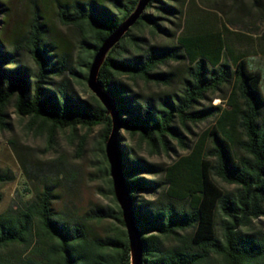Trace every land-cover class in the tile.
I'll return each mask as SVG.
<instances>
[{
  "label": "trees",
  "instance_id": "1",
  "mask_svg": "<svg viewBox=\"0 0 264 264\" xmlns=\"http://www.w3.org/2000/svg\"><path fill=\"white\" fill-rule=\"evenodd\" d=\"M257 1V0H254ZM138 0H65L58 2L63 24L83 29L76 66L72 53L50 38L41 15L34 11L24 34V46L34 61L20 62L19 41L0 36V125H6V108L47 127L53 143L57 130L77 127L91 130L102 125V143L111 131V116L95 96L81 98L72 79L87 81L94 54L103 40L135 9ZM159 3V5L156 4ZM0 0V20L7 10ZM180 8L149 0L138 20L108 51L98 72V82L114 99L122 129L137 134L154 151L167 149L168 137L182 143L179 125L220 116V126L204 131L210 140L206 152L193 149L165 168L169 187L163 197L146 200L139 191H152L159 181L145 178L162 167L130 153L120 135L118 154L134 203L143 243L142 264H264V92L262 73L249 63L246 51L235 52L224 29L203 24L184 27L173 45L153 44L142 32L163 30L159 15ZM187 58L189 65L181 91L141 93L121 79L127 75L145 83L167 85L171 73L160 71L170 61ZM233 83L228 96L231 109L221 105L198 108L207 94ZM224 101L226 96L219 95ZM233 117L242 137L236 141L223 121ZM234 125V124H233ZM231 125V128L234 126ZM202 141V140H200ZM101 145L99 176L104 196L112 204L90 206L83 214L56 209L57 182L44 183L33 196L0 211V264H131L122 211L116 201L109 164ZM83 145V141L80 142ZM208 154L214 158L207 159ZM212 174L230 185L219 187ZM12 178L0 170V182ZM1 198V196H0ZM112 220L108 232L99 234L94 223ZM259 223V224H258ZM13 247H19L13 249Z\"/></svg>",
  "mask_w": 264,
  "mask_h": 264
},
{
  "label": "rangeland",
  "instance_id": "2",
  "mask_svg": "<svg viewBox=\"0 0 264 264\" xmlns=\"http://www.w3.org/2000/svg\"><path fill=\"white\" fill-rule=\"evenodd\" d=\"M4 1L8 8L1 16L0 36L7 41H19L20 62L35 67L24 46L23 36L34 11L37 10L41 15L40 20L45 23L48 36L60 47L69 49L73 64L76 66L83 29L63 24L59 20L58 2L65 0ZM162 2L180 8L181 12L176 10L174 13H159L157 9L151 8L147 11L159 15L158 22L163 30L153 33L146 26L142 32L135 29L136 33L143 35L146 41L153 44L173 45L187 24L191 26L199 23L213 29H224L226 24L228 29L224 30V35L229 46L235 52L248 53L247 59L251 66L262 73L261 86L264 92V0H162ZM156 4L159 5L158 2ZM188 65L187 58L162 65L160 71L171 73V80L167 85L145 83L139 79L133 80L127 75H121V79L137 92L171 93L174 96L181 91ZM82 72L88 73L89 69L82 68ZM72 88L84 99H90L92 94L95 95L87 81L81 77L72 79ZM233 88L234 84L231 83L224 86L222 91L207 94L197 107L221 105L223 109H231L227 102ZM220 94L226 96L224 101ZM5 118L7 124L0 125V170L7 171L12 178L0 182V211L9 205L20 204L31 198L36 190L48 182L58 184L60 197L54 204L56 209L64 208L67 204L69 211L80 215L90 206L112 204L111 197L104 196L100 190L106 187L104 179L98 173L102 158L100 149L103 144L102 125H97L91 130L77 127L74 132L69 128L57 130L53 143H49L47 127L41 126L39 122L32 123L29 117L17 114L12 103L6 108ZM220 119V116H215L197 122L188 121L186 126L178 124L182 143L176 138L168 137L169 147L167 149L159 147L154 151L137 134L132 135L121 129L122 140L128 145L134 157H140L162 167L160 172L143 174L145 178L159 181V185L152 191H139V198L151 200L163 197L169 187L165 168L182 155L189 153L198 142H202L201 146L206 152L210 147V140L204 136V131L213 125L220 126ZM222 125L225 129H231V136L235 141L243 136L233 117L225 119ZM231 125L234 127L231 128ZM103 147L105 150V143ZM207 159L209 162L214 160L209 154ZM212 178L221 188L231 187L214 174ZM112 224V220L102 221L94 223L93 228L97 233L103 234L109 231ZM13 249L19 250V247Z\"/></svg>",
  "mask_w": 264,
  "mask_h": 264
},
{
  "label": "water",
  "instance_id": "3",
  "mask_svg": "<svg viewBox=\"0 0 264 264\" xmlns=\"http://www.w3.org/2000/svg\"><path fill=\"white\" fill-rule=\"evenodd\" d=\"M149 0H138L135 9L112 31L102 42L94 57L92 58L87 76V84L95 96L106 108L111 116L112 127L105 142V154L109 164L110 177L112 179L113 190L116 201L122 211V218L127 234L130 263L142 264L143 243L141 231L134 211V203L131 198L128 186L124 180V173L118 154V140L122 129V122L112 96L105 91L98 82V72L108 51L118 43L121 37L138 20Z\"/></svg>",
  "mask_w": 264,
  "mask_h": 264
}]
</instances>
